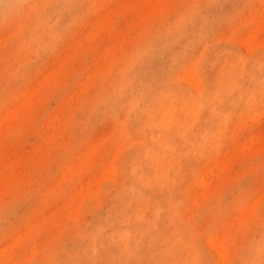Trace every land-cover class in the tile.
Here are the masks:
<instances>
[{"label": "rangeland", "instance_id": "374dc122", "mask_svg": "<svg viewBox=\"0 0 264 264\" xmlns=\"http://www.w3.org/2000/svg\"><path fill=\"white\" fill-rule=\"evenodd\" d=\"M0 264H264V0H0Z\"/></svg>", "mask_w": 264, "mask_h": 264}]
</instances>
